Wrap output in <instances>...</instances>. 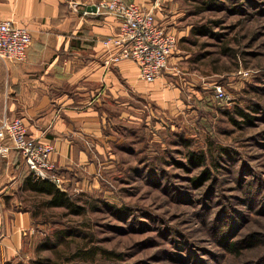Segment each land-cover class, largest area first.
<instances>
[{"label": "rangeland", "instance_id": "rangeland-1", "mask_svg": "<svg viewBox=\"0 0 264 264\" xmlns=\"http://www.w3.org/2000/svg\"><path fill=\"white\" fill-rule=\"evenodd\" d=\"M205 2L183 0L193 28H207L206 34L190 32L176 47L182 58L174 77L182 78L188 92L183 112L146 128L140 121L136 126L147 146L132 134L133 146L143 150L119 163L124 170L146 155L156 173L121 170L103 189L73 195L84 207L81 213L56 208L41 215L40 231L54 233V244L41 241L38 253L19 262L255 264L264 258V0ZM218 83L225 101L214 98ZM236 108L251 122H243ZM190 151L203 152L211 168L202 186L192 182L200 167L178 165ZM63 228L70 232L56 235ZM254 232L260 237L255 248L243 242L238 256L226 248Z\"/></svg>", "mask_w": 264, "mask_h": 264}, {"label": "crops", "instance_id": "crops-1", "mask_svg": "<svg viewBox=\"0 0 264 264\" xmlns=\"http://www.w3.org/2000/svg\"><path fill=\"white\" fill-rule=\"evenodd\" d=\"M96 1L0 0V19L25 26L31 36L24 60L0 59V119L19 117L29 135L54 145L51 160L72 195L103 189L120 175L124 145L142 131L136 125L177 117L188 96L182 78L174 77L182 50L174 49L152 82L141 80L129 59L107 60L101 39L117 31L118 20L89 9ZM127 1L152 10L178 42L193 28L183 0ZM30 177L17 150L0 157V264L32 257L46 235L41 195L29 188Z\"/></svg>", "mask_w": 264, "mask_h": 264}, {"label": "built area", "instance_id": "built-area-1", "mask_svg": "<svg viewBox=\"0 0 264 264\" xmlns=\"http://www.w3.org/2000/svg\"><path fill=\"white\" fill-rule=\"evenodd\" d=\"M93 5L94 13L111 14L118 20L117 31L101 39L109 53L107 60L118 62L129 59L136 64L141 80L154 81L167 67L177 46L176 35L156 20L152 10L143 9L137 3L127 0H98ZM30 41L31 36L25 26L12 20L0 19L1 60H24ZM239 72L248 74V71ZM213 95L219 101L226 100L224 87L219 83L213 86ZM11 149L19 152L35 178L52 181L63 190L64 180L51 160L54 145L29 135L21 118L4 115L0 119V157H7Z\"/></svg>", "mask_w": 264, "mask_h": 264}, {"label": "trees", "instance_id": "trees-1", "mask_svg": "<svg viewBox=\"0 0 264 264\" xmlns=\"http://www.w3.org/2000/svg\"><path fill=\"white\" fill-rule=\"evenodd\" d=\"M211 1H213V0H211ZM208 2H209V0H206L205 3L208 4ZM198 9H199V7L197 8V10ZM192 29L193 30H191V32L192 33L194 32L197 35L207 33V28L205 26H201L197 29L196 28L195 29L192 28ZM235 111L240 117H242L243 122H245V123L251 122V119H253V117L248 116V114H246L242 109L236 108ZM230 119L234 124L238 123L233 118V116H230ZM140 135H142V133L139 134L138 140L139 141L144 140V137H142ZM142 143H143V146H147V143L145 140ZM124 147H125L126 152L132 156H134V155L137 156L139 154V151L141 150V152H142V150H143L140 147H139V149H136L133 146L132 141H128V143H126L124 145ZM122 161L129 163L126 159H124ZM206 161H207L206 156L203 152L198 153L195 151H190V152H188V154L186 156V162L182 163V164L180 163L178 165H180L181 167H183L186 170H189L191 167H200L201 168L200 173L192 178V182L196 186H202L203 184L207 183L212 177L211 168L206 164ZM135 162L136 163H134L133 165L129 164L126 166V168H124V170H126L125 172H127V175H130V173H129L130 170H132L133 172L136 173L137 171L145 172L149 169V171H151L152 174L154 172L156 173L155 167L152 164L151 159L146 157V155L138 157ZM138 163L139 164L141 163V165L138 166L137 165ZM138 167H140V168H138ZM124 170H122V172H124ZM125 172L122 174H125ZM148 174H150V172H148ZM118 177H119V175L116 176V178H118ZM28 186L35 193H39L41 195L40 215H43V216L50 215L53 213L52 210L56 209V208H62V209L70 211L71 213H81L84 210V207L77 203V201L75 200V198L73 197L72 194H69L68 192H66L64 190L59 189L52 181H49L47 179H42V178L30 177L28 179ZM233 223H234V221H233ZM233 223L230 222V223H227V225L228 226H229V224L233 225ZM229 229L230 228L227 227V230H229ZM67 232L69 233L70 231H67V228H63V229H60L56 235L65 234ZM228 235H229V233L225 232L223 237L226 238ZM54 236H55L54 233H52V235H48V234L45 235L39 242H37L35 249H34V252L35 253L39 252L40 245L42 244V243L40 244L41 241H43L45 243L46 247H49V245H53L54 243L52 242L53 241L52 238ZM258 236H259V234L254 232V233H250L246 239L242 238L241 240H238V241L231 240L230 242H228L226 244V248L229 250V252H231L232 254H236L238 256L240 254V252H239L240 248L242 246H244L243 242L246 243L245 246L253 249V248H255L257 240L258 239L260 240V237H258ZM225 241H227V240H225ZM259 259H260L259 261H256L254 263L255 264H264V260H262L264 258L259 257ZM30 262L32 264H35V261L31 260ZM251 263L252 262H250L248 264H251ZM16 264H24V263H22V262L18 263L17 262Z\"/></svg>", "mask_w": 264, "mask_h": 264}, {"label": "water", "instance_id": "water-1", "mask_svg": "<svg viewBox=\"0 0 264 264\" xmlns=\"http://www.w3.org/2000/svg\"><path fill=\"white\" fill-rule=\"evenodd\" d=\"M89 9L95 10V6L92 4L91 6H89Z\"/></svg>", "mask_w": 264, "mask_h": 264}]
</instances>
